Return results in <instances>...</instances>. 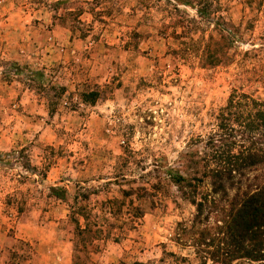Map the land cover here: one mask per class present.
Masks as SVG:
<instances>
[{
	"label": "rangeland",
	"instance_id": "rangeland-1",
	"mask_svg": "<svg viewBox=\"0 0 264 264\" xmlns=\"http://www.w3.org/2000/svg\"><path fill=\"white\" fill-rule=\"evenodd\" d=\"M236 94L264 101V0H0V257L25 228L72 264H201L168 172Z\"/></svg>",
	"mask_w": 264,
	"mask_h": 264
},
{
	"label": "trees",
	"instance_id": "trees-1",
	"mask_svg": "<svg viewBox=\"0 0 264 264\" xmlns=\"http://www.w3.org/2000/svg\"><path fill=\"white\" fill-rule=\"evenodd\" d=\"M90 96L94 101L96 94ZM183 157L187 169L196 165L189 150ZM201 162L192 179L168 172L173 184L188 182L195 208L189 224H179L176 241L191 248L201 264H264V101L232 95L216 116Z\"/></svg>",
	"mask_w": 264,
	"mask_h": 264
},
{
	"label": "crops",
	"instance_id": "crops-1",
	"mask_svg": "<svg viewBox=\"0 0 264 264\" xmlns=\"http://www.w3.org/2000/svg\"><path fill=\"white\" fill-rule=\"evenodd\" d=\"M19 59V58H18ZM4 230V229H2ZM19 238L26 242L27 252L18 259L7 258L4 253L0 257V264H72V254L70 244L59 239L45 236L44 233L34 231H25V228L19 230ZM10 242H6L4 237L0 238V250L6 252L10 249Z\"/></svg>",
	"mask_w": 264,
	"mask_h": 264
}]
</instances>
